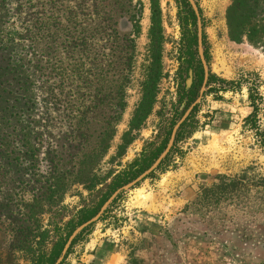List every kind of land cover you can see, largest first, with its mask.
I'll return each instance as SVG.
<instances>
[{"label": "rangeland", "instance_id": "1", "mask_svg": "<svg viewBox=\"0 0 264 264\" xmlns=\"http://www.w3.org/2000/svg\"><path fill=\"white\" fill-rule=\"evenodd\" d=\"M194 2L206 94L161 164L77 236L62 264H264V0H250L237 29L235 0ZM188 11L183 0H0V264H50L165 151L147 167L189 108L201 60ZM156 66L152 104L134 123ZM40 87L55 89L53 103ZM251 89L262 98L257 126L247 121Z\"/></svg>", "mask_w": 264, "mask_h": 264}, {"label": "trees", "instance_id": "2", "mask_svg": "<svg viewBox=\"0 0 264 264\" xmlns=\"http://www.w3.org/2000/svg\"><path fill=\"white\" fill-rule=\"evenodd\" d=\"M184 2V5L189 7V11L187 12V15L183 17V19L185 20V23L186 24H189L191 22V24H194L196 25V15L194 13V11L190 8V4L188 3L187 0H183ZM250 0H235L231 10H230V20L232 19L233 21V24L235 25V28H239L240 27V24L237 22V20L241 19L242 18V15H243V12L244 11H247V7H248V4H249ZM250 34L253 35V33H255L257 31V27H253L251 28L250 30ZM31 34H33L32 32H30ZM73 35H75V32H72ZM32 35H30L31 37ZM38 37V36H37ZM111 37V36H110ZM32 41L33 43L31 44V48L35 50H37V42L36 40L37 39H34L32 38ZM77 40V38H75L74 36V41ZM86 45V43H84ZM193 46H197V38H196V35H195V38L193 36V38H190L187 42V46H186V52L184 53V58H185V62L187 65H188V68H193V63L195 64V56H198V53L197 51H193L192 50V47ZM76 47H78V44L76 45ZM90 46H88L89 48ZM41 51L44 53L45 51L42 50L41 48ZM74 51V50H73ZM24 61L27 63L28 61V64H31V61L32 60H28L27 58H23ZM198 62V69L195 72V79L194 80V83L192 85V87L189 89V91H186L185 94H187L188 96V105L190 106L191 104H193L196 99L198 98L199 96V91L203 85V82H204V69H203V65L201 63V61H197ZM36 67V71H42V74L44 73L43 71V67L40 66V64H35L34 65ZM158 68L157 66L155 67L154 70H152L151 72V76L149 77L148 81L146 82V89H145V95H144V100L141 104V106L139 107V109L137 110L136 112V115H135V118H134V123L137 122L139 120V118L141 117H144L146 114H147V111L148 109L150 108L151 104H152V97L154 95V90H155V84L157 82V79L159 78L158 76ZM188 73V72H187ZM186 73V74H187ZM46 75H44L43 77H45ZM28 80H26L25 82V86H24V90L27 92V97H29V92H30V89H31V80H29L30 78H27ZM46 82H48L47 79H45ZM241 82L237 83V85H239ZM233 86L236 85V84H232ZM41 89H43V93L45 95V100L46 102L48 103H53L52 101L55 99L56 95L58 94L54 88H47V89H44L42 87H40ZM221 90V91H228L226 88H216V87H213L212 88V92L214 90ZM262 98L259 97L258 94H255V92L252 91V89L250 90V100L252 102V106L254 108V112L253 114H251L248 118H247V121L249 122H252L254 126H257V116H258V113L260 111V104H259V101L261 100ZM187 105V106H188ZM48 122L52 121L50 119H47ZM108 132V131H107ZM105 132V133H107ZM110 133V132H108ZM107 136H110V134H106L105 135V138H102L103 142H102V149L104 151V149H106V144L108 142V139H107ZM171 134H168V137L165 139V141L162 143L161 147L158 149V151L156 153L153 154L152 158H149V160H146V164L148 163V166L149 167L158 157L159 155L165 150V148L167 147V144H168V141H169V138H170ZM257 136L259 137V141L260 143L264 144V132L263 133H260L258 132ZM178 137H179V134H178ZM104 143V144H103ZM88 164H90V161H88ZM142 172V171H141ZM140 172V173H141ZM138 176V173L137 174H131L130 175V180L132 179H135L136 177ZM125 180V179H124ZM124 180H121V182H119V184L117 185V187H120V184H122V181ZM128 179L124 181V183L126 182H129ZM110 198V196L106 197L100 204L97 208H95L91 214L85 219V221H88L90 220L91 218H93L94 216L97 215V213L100 211L101 207L105 204V202ZM77 241V239L74 241L73 244H75ZM67 243V242H66ZM66 243H62L59 247V250L58 252H56V254H54L50 264H54V262L56 261V259L60 256V254L62 253ZM70 252V250H69Z\"/></svg>", "mask_w": 264, "mask_h": 264}, {"label": "water", "instance_id": "3", "mask_svg": "<svg viewBox=\"0 0 264 264\" xmlns=\"http://www.w3.org/2000/svg\"><path fill=\"white\" fill-rule=\"evenodd\" d=\"M190 2V4L192 5L197 17H198V26H199V55H200V59L202 61V64L204 66V70H205V80L203 83L202 88L200 89V96L198 97V99L195 101V103L187 110V112L185 113V115L181 118V120L175 125L170 140L167 144V147L165 149V151L161 154V156L158 158V160L151 166V168L149 170H147L146 172H144L143 174H141L138 178H136L135 180L129 182L128 184L124 185L123 187L119 188L116 192H114L112 194V196L105 202V204L102 206V208L100 209V211L97 213L96 216H94L92 219H90L89 221L83 223L81 226H79L69 237L60 257L58 258L57 262L55 264H62V262L64 261L65 257L67 256L74 240L77 238V236L84 231L88 226L95 224L96 222H98L100 220V218L102 217V215L104 214V212L107 210V208L110 206V204L114 201V199L123 191H127V190H131L134 186H136L140 181H142L144 178H146L151 172H153L160 164L161 162L164 160V158L169 154V152L171 151L175 139H176V135L178 130L180 129L181 125L186 121V119L188 118L190 112L192 111L193 107L198 104L205 91H206V84L208 82V78H209V69L208 66L206 64V60H205V56H204V51H203V47H202V23H201V19H200V14H199V10L194 2V0H188Z\"/></svg>", "mask_w": 264, "mask_h": 264}, {"label": "flooded vegetation", "instance_id": "4", "mask_svg": "<svg viewBox=\"0 0 264 264\" xmlns=\"http://www.w3.org/2000/svg\"><path fill=\"white\" fill-rule=\"evenodd\" d=\"M194 13H195V11H194ZM195 14H196V13H195ZM196 17H197V15H196ZM197 18H198V17H197ZM200 60H201V59H200ZM201 63H202V61H201ZM202 65H203V64H202ZM203 69H204V66H203ZM204 80H205V70H204ZM193 83H194V82H193ZM193 83H192V85H193ZM203 83H204V82H203ZM202 86H203V85H202ZM209 86H210V83H209V78H208V82H207V84H206V88H208ZM191 87H192V86H191ZM201 88H202V87H201ZM206 91H207V89H206ZM206 91H205L204 94H206ZM199 96H200V91H199ZM199 96H198V97H199ZM197 99H198V98H197ZM197 99H196V100H197ZM194 103H195V102H194ZM194 103H193V104H194ZM193 104H191V105L189 106V108H190ZM197 105H198V104H196V105L193 107V109H192V111L190 112L189 116H191L192 112L196 109ZM189 108H188V109H189ZM188 109H187V110H188ZM187 110H186V112H187ZM186 112H185V113H186ZM185 113H184V115H185ZM189 116H188V118H189ZM188 118L186 119V121L188 120Z\"/></svg>", "mask_w": 264, "mask_h": 264}]
</instances>
